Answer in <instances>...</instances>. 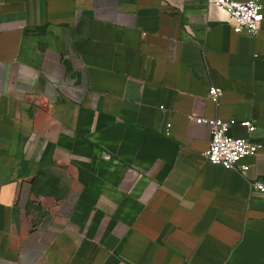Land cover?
<instances>
[{
    "label": "crops",
    "instance_id": "obj_1",
    "mask_svg": "<svg viewBox=\"0 0 264 264\" xmlns=\"http://www.w3.org/2000/svg\"><path fill=\"white\" fill-rule=\"evenodd\" d=\"M194 117L257 146L246 175L207 161ZM254 181L264 18L250 35L205 0H0V264H264Z\"/></svg>",
    "mask_w": 264,
    "mask_h": 264
},
{
    "label": "built area",
    "instance_id": "obj_2",
    "mask_svg": "<svg viewBox=\"0 0 264 264\" xmlns=\"http://www.w3.org/2000/svg\"><path fill=\"white\" fill-rule=\"evenodd\" d=\"M205 3L209 7L223 11L235 32L246 31L254 35L259 31L264 18L263 5L259 0H205ZM209 95L212 100L218 101L222 95V89L212 86L209 89ZM194 120L208 126L210 130V146L205 153L207 161L225 169H235L242 175H246L249 165L242 164L241 161L247 156L255 155L257 146L247 137H236L230 133V127L234 121L205 117H194ZM241 125L248 133L256 130L251 120L242 121ZM252 188L264 192V182L254 181Z\"/></svg>",
    "mask_w": 264,
    "mask_h": 264
}]
</instances>
